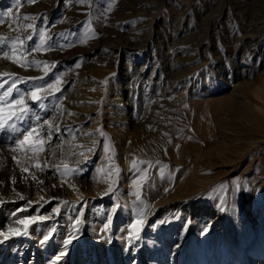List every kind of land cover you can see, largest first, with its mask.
<instances>
[{
  "label": "rangeland",
  "instance_id": "1",
  "mask_svg": "<svg viewBox=\"0 0 264 264\" xmlns=\"http://www.w3.org/2000/svg\"><path fill=\"white\" fill-rule=\"evenodd\" d=\"M0 20V37L23 38L29 23L51 37L49 50L21 57L47 61V75L0 57V73L43 77L17 80L10 99L63 81L43 106L25 96L28 114L0 129V231L23 232L16 221L37 218L0 243V256L18 244L12 256L23 264H51L59 252L58 264H157L170 220L165 207L149 217V199L170 183L191 186L201 200L191 210L214 202L239 242L264 255V217L253 226L247 215L264 179V0H0ZM46 120L59 131L44 151L21 149L32 128L47 138ZM65 164L77 171L62 175ZM238 259L256 264L250 252Z\"/></svg>",
  "mask_w": 264,
  "mask_h": 264
},
{
  "label": "bare ground",
  "instance_id": "2",
  "mask_svg": "<svg viewBox=\"0 0 264 264\" xmlns=\"http://www.w3.org/2000/svg\"><path fill=\"white\" fill-rule=\"evenodd\" d=\"M193 175L192 173L190 176L192 177ZM189 187L191 188V186L186 183H181L178 187L174 183H170L166 195H161V197L153 200L148 196L146 197V199L150 198V203H153L152 212L149 217H151L154 212L159 211L161 207H165L170 220L165 249L166 254H161L162 256H159L160 254L154 255V257H160L158 259H161L158 260L157 264H240L241 262L239 263L238 258L242 257L244 254L246 255L247 252H250L253 256L255 255L256 264H264V255L259 250L261 249L260 245H252L248 242L240 243L235 237L234 232L227 225L230 224V222H228L226 218L225 211H219L214 202L207 201V205L211 207L202 205V208L191 210L192 202L195 200L197 204L201 202V200L195 195L192 196L195 192L189 189ZM252 189L256 190V194L251 207H247V215L249 220L255 221L257 218L264 217V179L258 183L255 182ZM138 206L139 205L136 207ZM213 212H219L217 218H214ZM207 223L209 226L204 227ZM218 223L223 226L218 225ZM255 224H257L256 221L253 223V226H255ZM96 225L98 226L99 224ZM259 225L263 226L264 223L262 222ZM203 227L205 229H203ZM205 237H208L207 244H204L203 241ZM125 240H127V238ZM17 248L18 244H15L10 255L1 254L0 264H23V260L18 261L12 256V253H15ZM26 251L22 256L26 255ZM51 255L50 253V256ZM57 256H60V252L56 256L50 257L52 259L48 258L51 260V264L52 262L53 264H58L62 261L57 260ZM127 256L128 254L126 258H129V256ZM35 258H40L39 264H50L46 262L44 258L41 259V256L33 257L32 260L34 261ZM14 259L16 261L15 263L13 262ZM122 259L125 260L124 257ZM129 260L123 261L122 263L130 264Z\"/></svg>",
  "mask_w": 264,
  "mask_h": 264
},
{
  "label": "snow or ice",
  "instance_id": "3",
  "mask_svg": "<svg viewBox=\"0 0 264 264\" xmlns=\"http://www.w3.org/2000/svg\"><path fill=\"white\" fill-rule=\"evenodd\" d=\"M28 3H33L35 0H26ZM87 0H80L81 4L86 3ZM17 5L20 6V0H17ZM24 20H34V17L24 16ZM3 21L0 20V23ZM24 31L26 32L28 29H32V32L23 36H15L10 38L0 37V57H3L4 59H10L13 63L17 64L20 67L24 68H30V67H36L44 70L45 75H47V70L49 68V63L47 61H38L33 59L32 61H28L27 63L23 62L21 57H24L26 59L27 55H30L33 52H46L51 48V45H47L46 47V41L50 40L51 37L47 36V31L44 28H36L34 24L29 23L27 25L21 26ZM37 36L39 37V43L35 46H26L28 41L33 40V37ZM19 45V47H17ZM7 49V50H2ZM11 52V55H10ZM19 53V55H17ZM54 66V65H53ZM80 65L77 64V67ZM7 76L8 79L4 80L0 78V89L4 88L5 84H8L9 87L3 91L2 95H0V114H3L5 111V108L13 109L14 106L16 107L13 111H10L7 113V115H0V129L7 127H14V121H21L24 119V117L28 114L29 108L28 105L25 102V96L30 97L31 100L38 102L43 106V101L48 98V96H55L56 93L61 92L62 88L60 85L63 83L60 76H56L55 80L52 83H48L46 85H41L36 88H33L27 93H19L18 92V98L17 99H10V97L13 94V90L17 89V80H20L21 82H26L28 79H43V77L38 78H22L18 77L15 73L11 72H3L0 73V77ZM18 91V90H17ZM40 93H45V95H40ZM63 109H60V113L63 114ZM19 113V114H17ZM68 115H72V113H68ZM39 119V117H37ZM45 124L48 125V136L47 138L41 136V132L37 128H32L30 131L27 132V134L24 136L23 140L20 142V148L22 149L25 144H31L32 147L29 148V151L33 152L34 154L37 152H43L44 147L43 145L47 142V139H50L52 132L59 131V125H56L54 121L46 120L44 121ZM99 134L101 136H105L102 130H98ZM87 135H91L90 133ZM35 137V139H33ZM107 140L108 138L105 137ZM106 151H111V145H106L105 148ZM15 151V149H14ZM89 152L92 151V149H88ZM75 154V153H74ZM53 155H55V152H53ZM79 155L83 156L84 153L81 152ZM46 163V161H45ZM141 163H144L141 161ZM159 163V162H157ZM36 167L39 168L40 164L37 163ZM59 168V166H56ZM65 172L62 173V175H69L77 171L76 169L68 168L67 164L64 165ZM149 167H151V163L149 162ZM133 168H136L135 161L133 162ZM117 172L118 169H115ZM22 171H28L27 168L22 169ZM163 171V169H161ZM33 179H35V176H33ZM15 182V181H13ZM40 183H43V181H40ZM111 190V188L109 189ZM18 196H20V193H17ZM137 197L139 198V194H137ZM21 199H23V196H21ZM43 199V197H41ZM31 203V202H30ZM117 207H119L117 205ZM115 211V209H114ZM46 217H41V219H45ZM37 218L35 216L25 218V219H19L16 222L18 224L24 225V231L21 232L19 229H8V232L0 231V237H3L2 240H0V243H3L4 241H7L11 236H19V235H27V227L30 223L34 222ZM77 224L80 223L79 220L76 221ZM107 227V225H106ZM79 231V229H77ZM74 237H70L65 244H71L72 239ZM136 239H139V234L136 235ZM48 239L47 236H45L44 241ZM44 241H41L42 243ZM65 253H61L60 255H64ZM57 260L60 259V256H57Z\"/></svg>",
  "mask_w": 264,
  "mask_h": 264
}]
</instances>
